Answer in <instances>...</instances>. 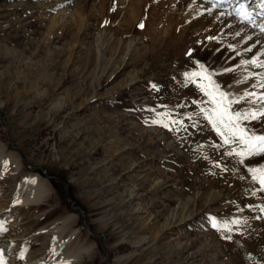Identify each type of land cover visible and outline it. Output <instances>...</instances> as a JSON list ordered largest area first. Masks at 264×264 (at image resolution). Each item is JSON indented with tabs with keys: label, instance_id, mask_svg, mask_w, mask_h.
<instances>
[{
	"label": "rangeland",
	"instance_id": "obj_1",
	"mask_svg": "<svg viewBox=\"0 0 264 264\" xmlns=\"http://www.w3.org/2000/svg\"><path fill=\"white\" fill-rule=\"evenodd\" d=\"M187 3L0 0V142L21 158L0 169V264L58 238L73 264H264V154L206 117L209 92L264 110V48ZM28 175L46 200L21 201Z\"/></svg>",
	"mask_w": 264,
	"mask_h": 264
},
{
	"label": "bare ground",
	"instance_id": "obj_2",
	"mask_svg": "<svg viewBox=\"0 0 264 264\" xmlns=\"http://www.w3.org/2000/svg\"><path fill=\"white\" fill-rule=\"evenodd\" d=\"M187 1L189 2L187 3L188 8L190 7L192 8L194 6L195 8H199L202 11L212 10L211 15L214 16L215 20L218 21L219 18H223L229 23L228 25L230 26L238 27V28L239 26H241L242 28L245 29V31L249 32L247 34H250V37L253 35L251 38L252 42H255L256 45L259 44L264 48V7L261 6L264 5V0H228V1L227 0H187ZM190 1H193L191 6H190L191 3ZM225 3H228L229 5L228 8L225 7L227 5ZM37 4L41 5L40 1H38ZM241 6H243V11H246L249 14V19H251V21H249L248 23H247V19H245L243 15L240 14ZM5 159L13 160L16 163L14 164L17 165L16 167H19L21 165L20 156L14 152L5 153V145L0 142V169L2 166V162ZM21 186L26 191L25 197H23L21 200L24 203L37 204L40 201L46 200L51 195L52 189L49 183L45 178L43 180L41 179L40 181L38 175H28L23 180ZM2 210H0V212H2ZM75 218H76L75 214H68L67 216L61 219V223H60L61 226L56 227V230L62 233V229L67 228L66 223ZM56 223L57 222L54 221L53 224ZM68 232H69V236H76V230L73 229ZM61 233H59L58 235H60ZM6 237H8V239L5 240H8L10 242L15 240V238L13 237V235H11V233L7 234ZM2 238L0 240H4ZM65 241L60 240V238L53 240L52 249L47 253V255L37 256L36 258H31V256L30 257L28 256L25 259V264H73V261L77 259V254L71 248L64 249V251H62L63 250L62 247L64 246Z\"/></svg>",
	"mask_w": 264,
	"mask_h": 264
},
{
	"label": "snow or ice",
	"instance_id": "obj_3",
	"mask_svg": "<svg viewBox=\"0 0 264 264\" xmlns=\"http://www.w3.org/2000/svg\"><path fill=\"white\" fill-rule=\"evenodd\" d=\"M261 6L264 7V5ZM240 14L243 15L245 19H249V14L246 11H243V6H241ZM244 63L249 62L245 61ZM226 71H231V69H226ZM195 75L200 76L202 73H195ZM205 78L209 79V77ZM261 86L264 87V84ZM218 88L219 85H216V89ZM208 94L213 97L215 107L212 109L211 113L206 111V117L213 122L218 134L224 138V142L229 143L230 139L234 141L238 137L240 143L245 145V149L238 153V155L252 156L257 153L264 154V135H257L254 131L249 134V131L246 128L240 127L239 124L242 120L250 121L264 117V110H249L244 112H235L233 114L229 110L231 105L233 103H237L238 101L228 99L229 94L226 92H209ZM244 95L254 96L255 94L245 93ZM257 102L261 103L262 109H264V95H262ZM250 171L254 174L253 178L259 179L261 185H264V170L250 169ZM257 172H260L259 176L256 175ZM2 230L3 229L0 228V231Z\"/></svg>",
	"mask_w": 264,
	"mask_h": 264
},
{
	"label": "water",
	"instance_id": "obj_4",
	"mask_svg": "<svg viewBox=\"0 0 264 264\" xmlns=\"http://www.w3.org/2000/svg\"><path fill=\"white\" fill-rule=\"evenodd\" d=\"M0 109H2V108H0ZM2 111H3V109H2ZM1 117H2L3 119H5V116H4V115H1ZM11 144H12L13 147H16L15 143L11 142Z\"/></svg>",
	"mask_w": 264,
	"mask_h": 264
}]
</instances>
